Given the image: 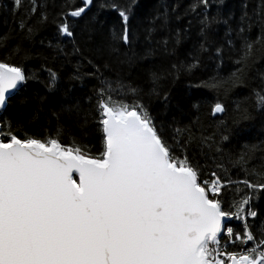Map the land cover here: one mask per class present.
I'll return each mask as SVG.
<instances>
[{"label": "snow or ice", "instance_id": "obj_1", "mask_svg": "<svg viewBox=\"0 0 264 264\" xmlns=\"http://www.w3.org/2000/svg\"><path fill=\"white\" fill-rule=\"evenodd\" d=\"M214 3L224 0H195L187 26L157 39L170 13L142 0H63L52 12L28 0L23 42L0 37V264H264V165L253 171L250 151H224L253 112L264 124V74L251 86L245 71L264 47V0L252 14L243 3L236 24L219 7L213 15ZM48 26L53 36L37 52ZM193 26L191 60L181 62L177 46ZM233 52L227 80L187 88L251 87L255 103L228 117L217 100L207 133L190 119L201 104L172 85L194 76L203 56L219 67ZM36 57L39 72L27 64ZM49 60L71 67L62 73ZM231 168L246 175L233 179Z\"/></svg>", "mask_w": 264, "mask_h": 264}, {"label": "trees", "instance_id": "obj_2", "mask_svg": "<svg viewBox=\"0 0 264 264\" xmlns=\"http://www.w3.org/2000/svg\"><path fill=\"white\" fill-rule=\"evenodd\" d=\"M43 5H46L49 12L58 10V5L62 4L63 0H39ZM142 2L147 3L149 10L159 14L160 12L167 10L170 13V20L166 26H160L158 31L155 33L157 39L166 37L169 33L174 32V30L182 29L187 26V21L193 19L190 15H185L190 6L195 2V0H142ZM248 3L247 11L249 14L253 13V9L258 10V5L260 0H224L222 5L213 4L212 8L209 10L213 15L216 14L217 8L221 10L223 14H231L233 16L234 24L239 23L242 12L244 11L242 5L243 3ZM12 0H0V37H8L6 43L11 44L15 47L17 43L23 42V33L21 32L19 25L21 21L28 22V13L26 11L28 7V0H23L22 7L19 12L10 11V6ZM175 9V11H172ZM114 15V14H113ZM177 16L180 19H177ZM33 27H35L33 18ZM225 27L219 25L217 27V36L219 39H225ZM197 29L193 26L191 30V35L184 39L181 45L178 47V59L183 62L187 56L191 60V51L197 39ZM261 29L259 26H253L251 32L248 34L251 38H255L260 35ZM53 36L52 26L47 28L41 27L37 33L34 50L39 52L41 50V45L39 44L40 39L48 40ZM70 47V46H69ZM141 47L143 45L141 44ZM257 51L255 53L256 60L251 63L245 70L250 77L249 84L251 86H256L259 84V77L264 74V47L257 46ZM139 50V49H138ZM237 54L233 52L230 56H225L223 64L217 67V62L209 59L207 56L201 58V64L197 69H194V76L184 77L182 76L174 85H172V90L176 94L187 93L188 95H194L196 100L201 104V108L196 112L195 115L190 117L191 121L195 123L197 119L200 120L202 130L207 133H211L216 130V124L213 123L215 118L209 115L211 106L220 100L228 108V117L235 115L239 109L237 105L241 108L248 107L249 110L251 106L255 103V97L252 95L251 87H231L229 90L225 91L224 87L221 88H194L189 90L187 84L189 79L195 80L196 82L208 81L211 82L213 78L217 80H227L232 73L236 70L238 65L235 64V59ZM23 63L24 61H20ZM44 63L41 57H36L30 61H27L29 69L34 72L40 71V65ZM145 63H147L145 61ZM49 66H52L54 70L60 72H66L70 65H63L61 62L48 61ZM97 82L91 80L87 82L86 87L77 88V96H83L91 92V89ZM227 87V86H225ZM259 90V88H257ZM154 106L158 107V104L154 101ZM31 111V109H29ZM256 119L245 122L243 130L233 134L231 142H225L228 147L224 149L226 153L238 156L239 154L245 152H251V167L253 171L259 169L264 165V124L261 123V119L258 114L253 112ZM227 119V117H226ZM39 122L43 125H49L50 122L44 113L39 116ZM183 122L185 124L189 123V117H183ZM54 127V125H53ZM199 135V132H197ZM212 168L211 163H209V169ZM229 174L233 179L243 178L246 174L243 171H239L236 168L229 169ZM258 207L264 208V202H259ZM260 223V222H258ZM234 225H238L239 222H233Z\"/></svg>", "mask_w": 264, "mask_h": 264}]
</instances>
